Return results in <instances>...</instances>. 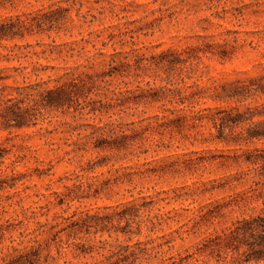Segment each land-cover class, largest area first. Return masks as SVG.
Segmentation results:
<instances>
[{
  "label": "clouds",
  "instance_id": "9594fccd",
  "mask_svg": "<svg viewBox=\"0 0 264 264\" xmlns=\"http://www.w3.org/2000/svg\"><path fill=\"white\" fill-rule=\"evenodd\" d=\"M0 27V264H264V0H0Z\"/></svg>",
  "mask_w": 264,
  "mask_h": 264
},
{
  "label": "trees",
  "instance_id": "16d2710c",
  "mask_svg": "<svg viewBox=\"0 0 264 264\" xmlns=\"http://www.w3.org/2000/svg\"><path fill=\"white\" fill-rule=\"evenodd\" d=\"M8 31H10V28L0 27V34H6ZM9 111H11V109ZM240 118H243V117H240Z\"/></svg>",
  "mask_w": 264,
  "mask_h": 264
},
{
  "label": "rangeland",
  "instance_id": "374dc122",
  "mask_svg": "<svg viewBox=\"0 0 264 264\" xmlns=\"http://www.w3.org/2000/svg\"><path fill=\"white\" fill-rule=\"evenodd\" d=\"M261 131H264V129H262Z\"/></svg>",
  "mask_w": 264,
  "mask_h": 264
}]
</instances>
